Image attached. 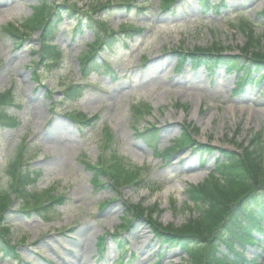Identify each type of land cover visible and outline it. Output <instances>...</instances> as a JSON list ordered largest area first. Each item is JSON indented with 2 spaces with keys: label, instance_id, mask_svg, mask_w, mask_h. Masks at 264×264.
<instances>
[{
  "label": "rangeland",
  "instance_id": "374dc122",
  "mask_svg": "<svg viewBox=\"0 0 264 264\" xmlns=\"http://www.w3.org/2000/svg\"><path fill=\"white\" fill-rule=\"evenodd\" d=\"M74 1L84 10L88 3L107 2L68 3ZM130 1L126 5L110 0L109 6L92 13L108 31L128 25L142 30L130 40L119 36L111 46L103 45V53L109 55L103 54L106 61L115 66L114 74L95 69L84 79L85 88L79 97L60 99L61 86L79 82L78 53L87 48L97 29L93 30L95 35L82 27L81 32L74 31L78 13L69 16L62 12L52 42L63 48L62 57L54 65L43 66L35 52L38 33L25 39L21 47H14L10 37L1 34L3 24L30 17L37 0H0V90L13 88L14 105L4 110L16 115L13 128L0 125V185L6 184V164L25 138L31 158L25 155L28 164L24 168L35 176L34 189L50 190L49 194L62 198L61 204L53 202L39 215L20 211L18 203L6 211L5 223L11 228L23 264H185L187 258L181 257L179 248L159 244L142 218H133L127 229L113 236L130 217L122 201L144 206L156 203L157 220L179 226L192 215L187 208L191 205L185 195L187 184L201 182L219 158L217 149L208 156L202 153L206 149L196 146L166 150L180 135L182 124L197 127V142L221 149H229L231 142L244 141L256 132L264 133L262 86L245 85L230 96L238 73L226 74L220 66L210 76L203 65L190 66L188 59L180 62L174 52L194 47L235 51L245 41L244 33L233 26L238 19H248L254 36H262L264 50V15L260 13L264 0H224L226 7L220 11L225 17L210 9L205 11L198 0H176L174 10L161 11L158 0ZM58 2L66 4L64 0ZM209 2L214 5L216 0ZM239 9L241 13H235ZM82 21L85 26L87 19L82 17ZM95 59L100 60V56ZM33 70L39 82L33 79ZM49 89L52 103L46 95ZM139 101L151 110L134 122L129 107ZM68 112L98 118L90 125H77L65 114ZM147 123L154 124L156 130L135 133V128L142 129ZM106 128L117 153L143 165L150 178L146 182L157 187L156 191L130 185L116 192L107 184L97 188L91 185L83 161L97 159ZM164 150L165 155L157 154ZM253 233L261 239V234ZM101 236L104 240L99 245ZM233 248L241 250L237 245ZM245 249L247 264H264V241L257 250L250 246ZM99 250L104 251L103 257H98ZM11 260L0 254V264H11Z\"/></svg>",
  "mask_w": 264,
  "mask_h": 264
},
{
  "label": "trees",
  "instance_id": "16d2710c",
  "mask_svg": "<svg viewBox=\"0 0 264 264\" xmlns=\"http://www.w3.org/2000/svg\"><path fill=\"white\" fill-rule=\"evenodd\" d=\"M174 2L175 0H161L159 8L160 10L169 9ZM198 3L202 8H206L205 10L211 8L215 13H218V8L223 6L222 0H217L214 5H211L209 0H198ZM103 7L101 3L89 4L85 10H81L74 5L61 4L58 0H53V2L45 0L43 4L36 7L33 18L25 21L22 27L26 30H42L39 56L46 60L44 63H52L59 59L62 52L57 46L49 45L47 40H51L52 32L60 21L62 12L69 15L75 10L80 12L77 18V29L81 26V14H84L87 19V28L102 29V31H97L95 42L89 44L88 49L79 59V72L82 77H86L90 69L104 67L103 63L97 61L93 54L102 48V45L115 41V36L120 34L106 31L103 24L92 15L93 12ZM2 28L3 34L19 42L21 37L16 27L6 25ZM238 29L245 34L244 44L237 49L238 54L223 55L217 52L212 53L210 49L196 48L186 53H178V59L182 61L188 57L193 66L205 63L206 68L210 70L221 66L227 73H238L235 92H241L245 85L262 84L261 93L264 95V84L261 83L264 79L262 37L254 36L247 20H240ZM120 32L129 39L139 33L131 27L121 28ZM257 72L259 74L255 78L254 74ZM82 89L83 86H68L62 90V95L66 98L78 96ZM14 100V95L10 90L0 92L1 126L14 125L13 117L4 110L6 106L14 105ZM130 108L134 119L148 113V107L142 103L133 104ZM70 115L69 117L79 124H90L94 120V117L87 118L82 113ZM184 128V133L175 149L194 145L202 149L206 148L208 153L216 149L196 143L191 136L189 126L186 125ZM111 139V136L105 133L101 141V156L96 163L85 162V168L91 173L93 185L102 186L104 182H107V185L116 191L127 185H144V179L141 178L142 169L117 155L112 148ZM25 148L19 145L14 157L6 165L8 172L6 184L0 185V253L13 258L18 257L14 245L11 244V232L9 227L3 224L4 215H2L4 209L10 204L11 194L14 193L16 198L22 201L21 209L26 208L37 213L52 206L53 202L59 204L62 202L60 197L52 196L48 191L38 193L28 188L34 178L28 168L22 169ZM219 153L220 159H217L215 169L208 177L198 184L188 185L185 189L187 198L197 210L196 215L180 226L174 227L171 224L163 226L153 217L154 207L123 202L125 212L130 219L122 226L126 227L134 217L143 218L153 233L160 238V242L177 246L186 253L189 264H244L241 253L233 250L232 244L251 245L253 242L251 229L261 228L260 223L264 220V133L256 132L245 141L234 142L233 150H219ZM42 197H47V205H44ZM220 244L229 249L234 254V258L219 251ZM13 264L21 263L14 262Z\"/></svg>",
  "mask_w": 264,
  "mask_h": 264
}]
</instances>
